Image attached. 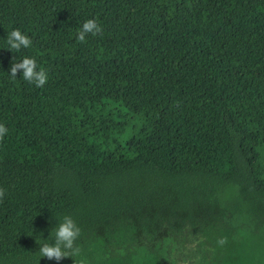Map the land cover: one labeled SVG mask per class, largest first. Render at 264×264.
<instances>
[{
	"label": "trees",
	"instance_id": "obj_1",
	"mask_svg": "<svg viewBox=\"0 0 264 264\" xmlns=\"http://www.w3.org/2000/svg\"><path fill=\"white\" fill-rule=\"evenodd\" d=\"M0 123V264H264V0H0Z\"/></svg>",
	"mask_w": 264,
	"mask_h": 264
},
{
	"label": "clouds",
	"instance_id": "obj_2",
	"mask_svg": "<svg viewBox=\"0 0 264 264\" xmlns=\"http://www.w3.org/2000/svg\"><path fill=\"white\" fill-rule=\"evenodd\" d=\"M102 36L103 29L96 19L85 20L77 31L75 39L80 43H85L87 35ZM6 44L8 50L11 52H19L21 48L27 49L32 45V40L19 29H12L7 33ZM18 70L22 71L23 79L36 87L43 88L47 83L48 74L47 69L38 67L35 58L25 56L19 62L13 61L10 67L9 75L12 78L17 76ZM8 128L0 123V139H3L8 133ZM5 189L0 187V200L5 195ZM59 223L51 229L49 239L36 238V243L40 245V257H46L49 260L60 261L64 257H74L79 255L80 249L75 244V241L81 234L80 228L71 216H63ZM54 240V242H50ZM220 245L226 243L224 238L217 242Z\"/></svg>",
	"mask_w": 264,
	"mask_h": 264
},
{
	"label": "rangeland",
	"instance_id": "obj_3",
	"mask_svg": "<svg viewBox=\"0 0 264 264\" xmlns=\"http://www.w3.org/2000/svg\"><path fill=\"white\" fill-rule=\"evenodd\" d=\"M139 123H140V120H138L137 118H134V119L129 123V125H128L126 131H125V133L121 136V140H124V139H126L127 137H129L130 134H131L132 127H134V126L137 127V126L139 125Z\"/></svg>",
	"mask_w": 264,
	"mask_h": 264
}]
</instances>
